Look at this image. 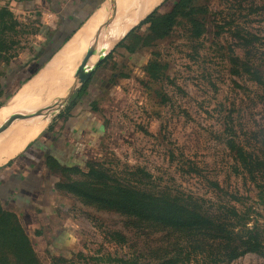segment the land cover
Returning a JSON list of instances; mask_svg holds the SVG:
<instances>
[{
  "label": "rangeland",
  "instance_id": "rangeland-1",
  "mask_svg": "<svg viewBox=\"0 0 264 264\" xmlns=\"http://www.w3.org/2000/svg\"><path fill=\"white\" fill-rule=\"evenodd\" d=\"M108 1L5 106L0 96V107H17L18 116L44 112L42 133L67 114L69 101L45 116L75 86L86 53L93 65L104 56L94 77L110 83L116 76L107 89L91 83L102 95L92 101L88 128L101 126V136H88L81 163L58 172L62 208L49 231L60 230L61 239L50 251L29 253L14 237L0 238V264H264V250L215 261L209 238L146 226L102 203L123 188L189 196L215 213L230 204L249 217L246 229L257 227L264 247V0H189L171 17L166 12L177 0ZM16 3L0 0L6 88V67L34 54L44 18ZM117 27L123 33L110 37ZM228 140L261 163L244 170ZM3 208L12 214L11 206Z\"/></svg>",
  "mask_w": 264,
  "mask_h": 264
},
{
  "label": "crops",
  "instance_id": "crops-1",
  "mask_svg": "<svg viewBox=\"0 0 264 264\" xmlns=\"http://www.w3.org/2000/svg\"><path fill=\"white\" fill-rule=\"evenodd\" d=\"M16 2L20 8L31 6L39 9L44 18L40 32L41 39L32 49L34 54L27 55L24 60L20 57L15 58L5 69L9 74L7 88L0 82V96L4 95V99L8 100L4 106L20 88L37 77L42 69L56 59L55 56L64 50L69 40L109 1L16 0ZM93 74L94 71L79 101L69 111L67 110V114L53 129L49 126L47 132H38L26 141L19 153L2 159L0 163V203L2 207L8 205L13 208L11 213L15 214L33 249L38 252L50 251L49 249L55 248V240L58 242L61 239L60 230L49 231V222L58 209L62 208L63 196L60 195L58 188L60 183L58 172L81 163L86 144L90 142L88 136L93 135L95 138L97 135L101 136V126L96 127L95 124L93 132L90 127L88 128L87 121L91 122L95 117L92 101L100 99L102 95L101 90L93 91L91 83L96 84L100 89H107L109 83L101 81ZM11 86H16L13 90L17 91L8 92ZM88 100L91 104L87 102ZM85 104L88 107L86 111L83 110ZM2 108L3 106L0 110ZM21 116L17 115L20 118ZM41 117L14 123L10 131L3 133L4 137L0 135V140L18 134H21L20 137L13 139L19 140L18 142L24 140L38 125ZM5 122H0V125Z\"/></svg>",
  "mask_w": 264,
  "mask_h": 264
},
{
  "label": "trees",
  "instance_id": "trees-1",
  "mask_svg": "<svg viewBox=\"0 0 264 264\" xmlns=\"http://www.w3.org/2000/svg\"><path fill=\"white\" fill-rule=\"evenodd\" d=\"M188 3L189 0L175 1L171 9L166 12V15L171 17L178 8L186 7ZM127 51L129 54L136 52L135 48L130 47L127 48ZM91 77L92 75L83 86L74 92L69 101L68 111L84 94ZM114 80H116V76H112L109 86ZM226 145L244 170H251L252 172L253 168L261 163V161L254 162L234 141L228 140ZM70 169L62 170L64 173ZM167 194L159 196L154 193H141L119 188L113 191L112 195L105 196L102 203L121 214L132 217L138 223H144L146 226L151 225L160 227L162 230L182 232L181 234L184 236L209 238L216 245V252L208 251L215 261L220 259V255H223L226 261L233 260L246 253L263 255L264 247L261 236L257 233V227L254 226L251 230L246 229L249 217L240 213L235 206L225 204L220 206L221 208L215 213L197 205L192 197L181 194L175 196ZM134 225L139 228L138 225ZM236 229H239L238 232H234ZM0 236L4 240L8 237H14V245L23 246L27 249V252L35 253L15 214L5 213L1 203ZM194 249L199 251L196 246ZM178 256L179 254L177 258ZM178 262L179 260H175L167 262V264H177Z\"/></svg>",
  "mask_w": 264,
  "mask_h": 264
},
{
  "label": "bare ground",
  "instance_id": "bare-ground-1",
  "mask_svg": "<svg viewBox=\"0 0 264 264\" xmlns=\"http://www.w3.org/2000/svg\"><path fill=\"white\" fill-rule=\"evenodd\" d=\"M106 17H105V20H107ZM122 33H123V28L117 27L111 32V34L109 36L110 37H112V36L119 37ZM92 65H93L92 61L88 60L86 65H84L81 68L80 74H78V76L76 78V82L74 85L79 84V82L82 81L86 77L87 73L92 68ZM14 106H15V104H14ZM48 107L45 108V110L50 111V109H52L53 106H51L49 108ZM15 108L17 109V107H15ZM15 108L12 105H10V106L7 105L5 108H2L0 110V122H5L8 119H11L13 116L18 115V113L16 112L17 110L15 111ZM20 112H22V110ZM40 121H41V119H40ZM35 123H36V121H35ZM41 124L42 123L39 122L38 125L35 126V128L33 130H31V132L29 130L28 132H30V133L27 134V136L24 140H22V141L20 140V142H18L19 140L17 141V139L14 140L12 137H11L12 139L8 138V139H5L4 141L2 140L3 142L0 143V163L2 162V159L9 158V157L15 155L18 151H20L23 148V146L25 145L26 141L31 139L32 137H34V135H36L39 132V130L41 128ZM44 125H45V122H44ZM28 132H26V133H28Z\"/></svg>",
  "mask_w": 264,
  "mask_h": 264
},
{
  "label": "water",
  "instance_id": "water-1",
  "mask_svg": "<svg viewBox=\"0 0 264 264\" xmlns=\"http://www.w3.org/2000/svg\"><path fill=\"white\" fill-rule=\"evenodd\" d=\"M125 35H126V34H125ZM119 41H120V40H119ZM119 41H118V42H119ZM118 42L114 43V44L112 45V48H113L114 46H116ZM112 48H111V49H112ZM111 49H110V50H111ZM110 50H109L107 53H109ZM103 57H104V56H101V57L99 58V60L93 65V67L91 68V70L88 72L87 76H86V77H85V78H84L79 84H77V85L71 87V89L67 92V94H65L64 98H63V99L60 101V103L54 108V110L48 112L45 116L54 115V114H57V113L60 111V109H61L62 106L66 103V101H68V100L70 99V97L72 96V94H73L77 89H79L81 86H83V85L88 81V79H89L90 76L92 75V73H93V71L95 70V68L97 67V65L102 61ZM89 58H90V52H88V53L85 54V58H84V60L82 61V64H81L82 67H83L84 65H86V63H87V61L89 60ZM43 113H44V112H43ZM43 113H40V111H39V112H35V113H33V114H28V115H25V116H21V118H20V117H18V118H19V119H24V121H26V120H28V119H30V118H37V117H39L40 115H42ZM18 118H15V117L13 118V117H12L11 119L7 120L5 123L1 124V127H0V133H1V132H4V131H5V127H6V126H9V125H11V124H13V123L15 122V120L18 119Z\"/></svg>",
  "mask_w": 264,
  "mask_h": 264
}]
</instances>
